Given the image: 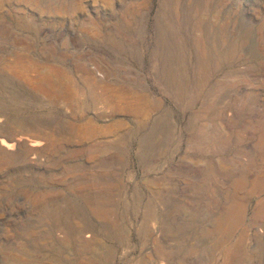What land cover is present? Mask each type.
<instances>
[{"label": "rangeland", "instance_id": "1", "mask_svg": "<svg viewBox=\"0 0 264 264\" xmlns=\"http://www.w3.org/2000/svg\"><path fill=\"white\" fill-rule=\"evenodd\" d=\"M263 131L264 0H0V264H264Z\"/></svg>", "mask_w": 264, "mask_h": 264}, {"label": "bare ground", "instance_id": "2", "mask_svg": "<svg viewBox=\"0 0 264 264\" xmlns=\"http://www.w3.org/2000/svg\"><path fill=\"white\" fill-rule=\"evenodd\" d=\"M224 27L222 29H220V37H221V48H219L218 52H222L225 51V49L227 48V46L224 47L226 40H224L225 38V33H224ZM226 31V30H225ZM62 75V74H61ZM63 76H65L63 74ZM172 80V79H171ZM52 84H54L53 82H51ZM58 85V84H57ZM56 85V86H57ZM55 88V87H54ZM140 98V97H139ZM139 110V109H138ZM138 113V112H137ZM1 136V135H0ZM214 139V138H211ZM11 140V139H10ZM215 140V139H214ZM22 144V137H15L13 138L11 141H6L4 138L0 137V145H3L4 147L7 148H14L15 146L20 147V145ZM22 146V145H21ZM30 146L35 149L36 147L40 146L39 141L37 140H32V142L30 143ZM41 147V146H40ZM257 147L261 153V158H260V164L261 166L264 165V131L263 134L261 135V137H259L258 139V143H257ZM16 148V147H15ZM38 149V148H37ZM36 154V153H35ZM252 163V159L249 161ZM216 165V164H215ZM260 169V167H259ZM249 172V171H248ZM261 172V171H260ZM262 173V172H261ZM264 173V172H263ZM249 174V173H248ZM251 176V175H250ZM249 176V177H250ZM247 178L246 180L251 183L254 184L255 183V179L256 177H251V178ZM263 177V175H262ZM261 179L258 180V183H260ZM242 182V181H241ZM241 182L236 181V183L233 185V190H232V196L231 198L228 197L227 195L224 197V199H222L221 204L222 205V211L219 212L217 215L214 216V220L213 223L209 224L206 228H204V230L202 231L203 234L205 236L208 237H215L214 239H216V243L217 244H221V242L223 243V241H225L226 239H228V237H230L229 235L231 234V232L237 228V224L240 221V217L242 211H241V201L243 199V196L239 193V190L241 187ZM244 183V181L242 182V184ZM264 183V182H263ZM256 184V183H255ZM243 186V185H242ZM255 186V185H254ZM251 187H253V185H251ZM250 187V188H251ZM260 187V186H259ZM249 188V189H250ZM255 188V187H254ZM228 191H226L227 194ZM229 193V192H228ZM251 193V192H250ZM223 198V197H222ZM219 201V200H218ZM199 203V202H198ZM220 203V201H219ZM243 204V203H242ZM219 205V206H220ZM218 206V207H219ZM243 207V206H242ZM264 210V203L260 204L259 206H257V213L256 214H261L262 211ZM214 215V214H213ZM259 215H255L256 217H259ZM79 225V224H78ZM83 225V224H82ZM237 226V227H236ZM78 228V226H77ZM76 229V228H75ZM74 230V229H73ZM261 232H263V229H260ZM78 234H84L87 231V227L83 225L82 228H78L77 229ZM242 238V237H241ZM242 240V239H241ZM239 240L236 241L234 243H231L230 246H228L227 249H225V261H228L229 259H238L240 258L241 254H240V245L243 244V242ZM226 244V243H225ZM234 257V258H233ZM189 262V261H188ZM210 263V262H209ZM185 264V262H184ZM187 264V263H186Z\"/></svg>", "mask_w": 264, "mask_h": 264}]
</instances>
